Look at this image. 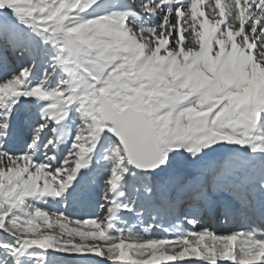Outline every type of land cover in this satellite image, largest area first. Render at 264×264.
<instances>
[{
    "label": "snow or ice",
    "instance_id": "1",
    "mask_svg": "<svg viewBox=\"0 0 264 264\" xmlns=\"http://www.w3.org/2000/svg\"><path fill=\"white\" fill-rule=\"evenodd\" d=\"M59 3L0 4V171L25 169L0 187V264H48L49 250L78 257L70 264H264V86L232 75L234 46L264 69V0H81L82 12L105 14H61L49 26ZM106 21L118 22V46L88 55L66 39L51 71L31 82L49 56L43 44L57 48L66 31ZM72 56L88 63L70 66ZM20 59L29 63L16 71ZM21 98L44 102L43 122H29ZM70 118L75 134L61 157L56 128L45 130ZM41 198L92 215L29 203ZM210 221L249 227L217 233ZM86 237L103 247L77 242Z\"/></svg>",
    "mask_w": 264,
    "mask_h": 264
},
{
    "label": "rangeland",
    "instance_id": "2",
    "mask_svg": "<svg viewBox=\"0 0 264 264\" xmlns=\"http://www.w3.org/2000/svg\"><path fill=\"white\" fill-rule=\"evenodd\" d=\"M25 0H0V4L7 3L10 6L24 3ZM80 2L81 0H60V3L56 5L55 15L47 18V22L49 23V26L55 23L56 17L60 16L61 14H66V16L70 17H84V18H91L94 15H103L104 10H98L97 12H93L92 9H89L87 12H82L80 9ZM100 3H107L108 0H99ZM208 0H205V4H207ZM202 10H205L202 7ZM6 11V10H5ZM24 11V9H22ZM155 22V19L153 20ZM117 23L115 21H106L103 23H92L90 25L85 26H79L76 27L74 31H66L63 35L59 37L58 40L55 41L56 47L55 48L50 42L43 44V47L48 52L49 56L46 57L43 61L39 62L37 66L32 71V75L30 77V80L33 84L39 83L42 80V76L45 73V71H51V69H48V60L52 56H56L59 53V49L62 47L63 42H65L66 39L72 40L74 43H78V47L88 55H92L95 53V50L98 48H106V47H116L119 45L120 40L117 37L116 28ZM66 24L69 28L72 27L73 21L71 19H66ZM31 31V29H29ZM87 34V39L82 40V36ZM36 39L43 43V37L39 35V33H34ZM205 33V37H206ZM218 47V46H216ZM239 56V58H238ZM233 63L237 66V69L235 73L232 75L245 80L248 85L251 88L264 86V69H261L258 65H255L251 59V57L244 56L243 54L239 53V50L234 48L233 49ZM239 59V60H237ZM29 61L20 59L15 65L16 71L19 70L22 66H27ZM88 63V56H80L77 58L76 56H72L69 58V64L70 66L81 68L84 67L85 64ZM58 77H60V73H56ZM59 78L57 79L55 76L52 78L50 87H55L58 83ZM21 105L24 106L26 109L28 116H29V122L33 125L39 124L43 122L41 120L42 116V109L44 108V102H37L33 98H21L20 101ZM75 115V114H73ZM70 123H72L74 126L71 127L72 130L67 129L66 124H60L55 125L53 123L49 124L48 129L45 130L46 137L52 136V128H56V134L55 139L58 142V145L62 143L66 137L70 135L71 139L67 141L65 144V152L64 155L67 153L68 149L71 147L72 143V136L75 134V124L70 118L68 120ZM5 149H10L14 153H19L20 149L12 144H6L4 145ZM210 151V150H209ZM43 159V156L38 153L37 154V162ZM27 166H31V162H27ZM23 170L25 169H9L8 174H4L2 171H0V187H4L5 184H14L17 180L22 178ZM27 183V182H24ZM34 189L38 192H43L46 187H50L47 182H45V185L43 187L40 186L38 182L33 181ZM22 189H17V192H20ZM49 193V192H47ZM29 203H31L34 207H40L42 209H46L49 212H57V213H64L66 216H69L71 218H80L82 209H80L77 205L71 202H65L63 198L60 199H51V198H41V200H32ZM85 212V211H84ZM86 214H89V216L92 215L91 212H85ZM84 217H88L87 215ZM147 224V220L144 222ZM246 223V222H241ZM117 227H125L124 223H119L116 225ZM165 227H169L170 225L165 224ZM69 227H78V225L70 224ZM248 226H244L242 228H245ZM130 230H134L135 232L139 233L142 231L141 226L137 225L135 222H133L131 225H129ZM213 229V228H212ZM43 230V229H42ZM219 232H225L224 228L222 226L213 229ZM56 236L59 237L60 235V229L57 227L53 229ZM154 235L162 236L165 233L162 230L156 229L153 233ZM100 236H103V233L100 234ZM65 239L69 238H75V233L72 234L71 237L65 234ZM78 243H99L101 247H103V244L100 243L99 239H88L87 237L83 242L77 241ZM118 240H109V244H115L118 243ZM125 243H131V241H125ZM238 243V242H237ZM133 258H137L135 254H133ZM146 259H150V256L145 255ZM78 259V257L75 256H69L66 253L61 252H53L52 250H49L48 252V264H70L71 261ZM187 259H194L192 257H187ZM98 261V264H107V261H103L101 258H96ZM191 264V262H189Z\"/></svg>",
    "mask_w": 264,
    "mask_h": 264
},
{
    "label": "bare ground",
    "instance_id": "3",
    "mask_svg": "<svg viewBox=\"0 0 264 264\" xmlns=\"http://www.w3.org/2000/svg\"><path fill=\"white\" fill-rule=\"evenodd\" d=\"M235 48V46L233 47V49ZM238 58H239V56H238ZM237 60H239V59H237ZM68 127H69V124H68ZM62 152V148H60V150H59V153H61ZM51 188L50 187H46L45 189H44V193H47V192H51Z\"/></svg>",
    "mask_w": 264,
    "mask_h": 264
},
{
    "label": "water",
    "instance_id": "4",
    "mask_svg": "<svg viewBox=\"0 0 264 264\" xmlns=\"http://www.w3.org/2000/svg\"><path fill=\"white\" fill-rule=\"evenodd\" d=\"M167 264H172V263H167Z\"/></svg>",
    "mask_w": 264,
    "mask_h": 264
}]
</instances>
